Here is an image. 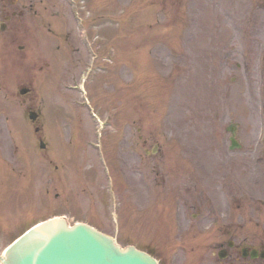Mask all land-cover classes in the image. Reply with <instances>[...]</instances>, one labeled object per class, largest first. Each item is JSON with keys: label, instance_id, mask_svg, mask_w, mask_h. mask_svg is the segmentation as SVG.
<instances>
[{"label": "rangeland", "instance_id": "rangeland-1", "mask_svg": "<svg viewBox=\"0 0 264 264\" xmlns=\"http://www.w3.org/2000/svg\"><path fill=\"white\" fill-rule=\"evenodd\" d=\"M188 1H96L94 25L99 24L102 42L115 48L114 73L102 74L107 63L99 62L85 72L76 93L67 84L76 68L85 71L86 63L67 65L68 81L61 76L56 82L61 65L52 63L51 76L45 66L34 73L30 60L4 48L0 139L8 137L19 149L8 153L4 147V157L17 159L21 168L29 159L34 182L20 170L18 182L26 181L25 189L0 182V254L33 223L65 215L71 224H93L123 246L151 250L161 264H227L214 253L217 242L209 240L215 234L205 227L211 217L223 213L230 222L242 219L247 236L256 232L252 218L264 222V205L253 195L264 171V143L258 142L264 127V66L259 65L264 59V0H211V20L222 30L214 29L221 37L215 46L222 47L216 60L200 49L184 56L178 32L186 20L182 8L192 11ZM34 3L45 15L47 0ZM55 3L59 16L69 20L67 4ZM77 5L82 16L90 14L86 2ZM204 6L196 15L197 26L206 30ZM14 22H8L4 36L11 34ZM37 28L36 55L44 53L38 43L45 34ZM203 36H193L195 47H207ZM73 37L82 43L77 27ZM210 42L213 49L216 42ZM23 86L32 87L31 95L20 93ZM63 105L70 111H61ZM30 109L42 111L38 132L29 128ZM230 123L238 126L241 147L235 150L229 147ZM41 139L48 143L45 148ZM124 176L130 177L128 185ZM174 202L184 216L180 222L189 228L178 237Z\"/></svg>", "mask_w": 264, "mask_h": 264}, {"label": "flooded vegetation", "instance_id": "flooded-vegetation-1", "mask_svg": "<svg viewBox=\"0 0 264 264\" xmlns=\"http://www.w3.org/2000/svg\"><path fill=\"white\" fill-rule=\"evenodd\" d=\"M56 1L67 2V0H47L46 7L50 14L41 15L40 12L35 8L34 0H0V21H4V26L7 27L6 22H14L13 32L6 38L3 35V31L0 32V62L2 60V48L4 45H8L10 48H18L26 51V57L30 60L31 63H36L38 65V71H44L49 68L48 73L52 75V63L61 65L62 73L66 72V65L73 64L77 62H82L85 60L83 54H80V57H74L76 53H83V44L88 43L90 49L94 50L99 48V44L95 41H90L92 28L96 21V1L98 0H87V18L83 19L82 25L88 27L87 29V42H76L73 37L74 28L66 18V15L62 14L64 18L59 16L60 6L57 10H53L57 7ZM67 6V5H66ZM68 8V6H67ZM93 8V10H92ZM56 12V13H55ZM95 13V14H94ZM38 27L45 30L43 35V40H39V43H43L44 53L38 54V57L35 53V45H32L34 41L35 33L41 32ZM94 36L92 37V39ZM82 45V46H81ZM82 47V48H81ZM43 57V64L39 63ZM46 58V60H45ZM228 59V58H227ZM54 86L56 87L55 83ZM63 109L66 108V105L62 106ZM12 145L14 147H12ZM9 142V139H0V182L8 185L10 188H19L22 185V188H26L24 182H18L19 170L26 172L29 177V183L33 185V172L32 167L29 164V159L24 162V166L21 168L17 159L14 161H9L5 156L4 151L6 150L10 153L11 150H16L18 144H12ZM4 147L6 149L4 150ZM19 152V149L16 150ZM16 156V155H15ZM26 156H29L27 154ZM33 157V156H32ZM7 173V174H6ZM10 173L11 175H8ZM18 174V177L13 176L12 174ZM5 175V176H4ZM263 179L259 175L257 179V186L261 189L264 186V175ZM28 185V183H27ZM217 218H219L217 220ZM252 225L257 230L260 226L259 219L253 221ZM208 231L215 232L214 235H210L211 241L217 242L215 246L216 252L224 250L226 254V260L229 261L227 264H258L259 258H252L250 252L252 249H261L264 248V241H261L258 234H251V236L244 235V224L242 219L237 218L234 222L227 221L224 218V215L220 217H211L210 221L205 225ZM219 237L220 239L216 238ZM244 248H247V254L245 255Z\"/></svg>", "mask_w": 264, "mask_h": 264}, {"label": "water", "instance_id": "water-1", "mask_svg": "<svg viewBox=\"0 0 264 264\" xmlns=\"http://www.w3.org/2000/svg\"><path fill=\"white\" fill-rule=\"evenodd\" d=\"M30 116L35 119L37 114ZM0 259L1 264H158L148 253L134 246L123 249L113 237L86 223L69 226L64 217L36 224Z\"/></svg>", "mask_w": 264, "mask_h": 264}]
</instances>
